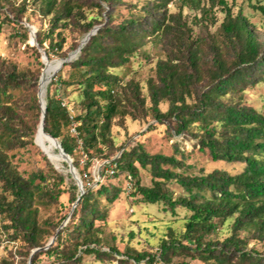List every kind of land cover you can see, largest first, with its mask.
Here are the masks:
<instances>
[{"label":"trees","instance_id":"trees-1","mask_svg":"<svg viewBox=\"0 0 264 264\" xmlns=\"http://www.w3.org/2000/svg\"><path fill=\"white\" fill-rule=\"evenodd\" d=\"M1 1L16 7L14 18L7 15L2 22L28 20L29 9L46 19V27L35 32V43L49 58L67 56L68 29L77 28L83 38L98 25L77 56L48 82L43 130L60 141L83 182L89 177L83 169L95 160L107 162L99 170L104 182L97 181L95 188L84 185L65 224L67 214L41 217V209L59 204L65 182L72 202L79 192L71 175L56 170L45 156L47 171L24 176L14 165L15 152L34 144L41 115L38 77L0 59V233L14 243L0 264H27L35 248L41 249L29 264L40 256L46 264H84V255L111 260L119 251L103 239L96 222L106 220L119 197L120 179L109 180L120 177L132 183L130 195L138 194L142 202L186 212L179 227H168L156 251L123 252L128 259L171 264L175 256H184L200 264H264V107L256 108L249 98L264 85V43L242 8L233 11L240 5L228 0H0V6ZM215 4L223 12L216 31L208 38L193 35L183 9L203 23ZM252 7L264 16V5ZM19 27L25 42L28 31ZM151 40H160L163 49L144 95L139 81L124 80L119 72L135 57L150 62L144 47ZM51 86L67 97L65 104L50 93ZM162 102L168 105L165 111L159 109ZM128 118L153 119L193 139L197 151L210 161L230 164L231 170L195 168L196 163L186 162L190 152L174 145L170 154L149 153L141 143L123 148L112 128H124ZM79 153L85 156L82 167ZM138 166L150 172V185L141 184ZM171 180L181 188L176 197L165 188Z\"/></svg>","mask_w":264,"mask_h":264},{"label":"rangeland","instance_id":"rangeland-1","mask_svg":"<svg viewBox=\"0 0 264 264\" xmlns=\"http://www.w3.org/2000/svg\"><path fill=\"white\" fill-rule=\"evenodd\" d=\"M234 1L236 5L233 11H237L239 7L242 8V12L247 16L248 21L251 25L255 26V32L258 39L264 43V16L260 11L255 10L252 5L262 4L264 5V0H228L231 4ZM18 4L20 0H12ZM0 6V23L2 26L0 28V59H5L6 61H11L17 65L19 69H28L31 74L35 75L37 78V85L35 86V92L37 94L39 89V78L47 73V80L49 77L50 70L54 63L45 62V67L43 60L41 58L44 50L39 48L35 43V32L42 27L45 28L47 25L46 19L41 17L37 12L27 11L28 20L23 17L19 24L26 27L28 31L27 41H22L20 38V32L22 30L19 24H13L10 22H2L6 19L8 15L9 18H14L15 8H12L10 3L7 1H1ZM178 6V3H175ZM170 10L175 11L176 8L174 4H169ZM221 5L215 4L212 8L210 14L203 20V23H199L197 19L194 18V12L184 8L182 11V16L184 20L189 22L190 27L193 29V35H199L203 38L210 37L218 28L223 18V12H221ZM212 16L215 21H213ZM98 26V25H96ZM31 31L34 34V42L31 41L30 35ZM66 35V45L65 51L69 53L73 51L72 47L79 43L82 36L78 32L77 28H70L65 32ZM34 45V48L31 46ZM46 46V44H44ZM150 54V58L147 62L146 59L141 57H135L131 60V64L123 69H120L119 74L125 75L124 80L134 79L139 81L143 87V94L147 95L146 90V80L153 74V65L156 59L160 56L163 46L160 40H151L144 47ZM58 56H52L47 59L49 61L58 59ZM59 71V70H58ZM67 67L63 69V75L66 76ZM57 73V72H56ZM55 73V75H56ZM41 77V80H42ZM53 78V77H52ZM47 84V81H46ZM44 86V89L46 87ZM41 88V81H40ZM54 86L50 87V93H53L57 98H63V104L66 103L67 97H65L61 92H54ZM42 90V88H41ZM40 90V93H41ZM254 93L249 96L252 105L256 108L261 109L264 107V85L259 86L257 89L252 90ZM42 94V93H41ZM14 95H18V91L14 92ZM147 103L149 104V99L147 97ZM69 110L71 114L76 112L75 105L69 104ZM168 108L167 103L162 102L159 104V109L165 111ZM38 132V131H37ZM173 132V133H172ZM43 140L50 142L53 147L51 140L43 133ZM112 136L117 144H121L123 148L131 147L138 143H141L145 150L149 153H164L170 154L173 149V145L181 147L182 149L190 152L187 163H196L195 168L202 166L205 171H209L213 168H225L231 170V165L226 164L222 161L215 162L210 161L205 153L197 151V147L194 144V140L190 139L183 134L176 135L174 131L166 128L163 125L157 124L153 119H143L132 121L131 119H126L125 127H113ZM176 141V142H175ZM119 151L115 154L118 155ZM49 156L48 152L36 141L34 144H28L24 148H20L15 152L13 163L24 176H28L31 171L43 170L47 171L46 162L44 156L47 158ZM77 158L80 160V167H82L85 156L78 154ZM49 159L51 160L50 156ZM48 160V159H47ZM48 160L53 167L59 172L66 174L67 166L63 165L62 161H59L56 165ZM73 160V158H72ZM107 160H95L92 165L87 169H83L82 172L88 173L89 177L85 178L83 182L81 176L79 177L82 181V185L89 186L90 188H95L97 181L104 182L100 177V168L103 163ZM139 168L140 182L143 185L151 184V174L147 169ZM120 179V183H119ZM111 183H119V188L121 189L119 197L109 206V212L106 220L104 222H96V225H100L102 228L101 235L109 244H113L117 249L119 254H112L111 260H95L92 255H84L82 262L84 264H144L143 261L135 263L132 259H128L122 253L125 251L142 252L157 250L158 244L162 237H166V232L169 226L179 227L183 219L182 216L186 214L181 208H176L171 211L166 209V206L160 202L154 204H148L141 201L140 196L130 195L132 189H129L127 182L124 181L122 177L118 179H110ZM51 184V181L49 183ZM63 193L59 196V204H53L48 209H41V217L45 218L52 216L59 219L62 215L67 214L71 211V207L74 202L71 200V191L69 185L65 182L60 186ZM165 188L176 197L181 194V188L174 182L169 181L165 184ZM66 218V219H67ZM180 218V219H179ZM64 222V221H63ZM62 222V224H63ZM225 234H222V237ZM13 241L8 239V236L0 233V261L5 257L11 247L13 246ZM252 246V243L250 244ZM104 250H107L106 246H103ZM47 258L45 256H40L35 264H46ZM181 261H189L190 264H200L199 261L190 259L184 256H175L172 259L171 264H180Z\"/></svg>","mask_w":264,"mask_h":264},{"label":"water","instance_id":"water-1","mask_svg":"<svg viewBox=\"0 0 264 264\" xmlns=\"http://www.w3.org/2000/svg\"><path fill=\"white\" fill-rule=\"evenodd\" d=\"M96 30H97V26H94L90 31H88L84 35V37L80 40V43L76 47V49H74L73 51L69 52L66 57L58 58V59H54V60L49 61L47 59V55L43 52L41 58L43 60L44 67H45V62L44 61H46V60L48 62L54 63L52 72H51V74L49 76V81L52 79V77L55 75V73L65 63L70 62L72 59H74L77 56V54L80 51L81 46L90 38L91 35H93L96 32ZM30 39H31L32 42H34V34H33V31H31ZM43 70H42V73H43ZM42 73H41V76L39 78V89H38V92H37V98H38V102H39V105H40V108H41L40 122L38 124L37 131H38V129L42 130V132L51 140V142L53 143V146H54L56 155L59 157L60 161H62L63 163L66 164L68 173L71 175V177L73 178V180L75 181V183L77 185V189H78L79 195L77 196V198H76L73 206L71 207V211H72L74 209V207L76 206V204L78 203V201L80 199V196L85 192V190L83 188L82 181H81V179L79 177V174H78L77 170L75 169V167L72 164V158L64 151V149L61 146L60 141L57 138L51 136L49 133H46L43 130V118H44V111H45V108L46 107H45V100H44L45 93L43 95L40 93V81H41ZM45 92H46V88H45ZM37 131H36V133H37ZM35 137H36V134H35ZM34 142H35V138H34ZM47 158L49 159V156H47ZM71 211H70L69 215L71 214ZM67 219L64 220L63 224L66 223ZM54 238H55V236H53L42 249H47L52 244ZM40 249L41 248H35V249H33L30 252L29 257H28V261H27L28 263L27 264L30 263V259H31V256L33 255V253L39 251Z\"/></svg>","mask_w":264,"mask_h":264},{"label":"bare ground","instance_id":"bare-ground-1","mask_svg":"<svg viewBox=\"0 0 264 264\" xmlns=\"http://www.w3.org/2000/svg\"><path fill=\"white\" fill-rule=\"evenodd\" d=\"M52 69H53V66H52V68H51V70H50L49 76H50V74H51V72H52ZM47 73H48V71L46 72V74L44 75V77H42V80H41V88H42V90H41V88H40V90H41L42 95H43L44 92H45L44 86H45V84H46V81H47V84H48V82H49V77H48V80H47ZM42 74H43V73H42ZM47 84H46V86H47ZM45 88H46V87H45ZM41 132H42V130L38 129V132L36 133L35 141H36L37 143H39V144L45 149V151L48 152L50 158L53 160V162H55V165H56V164L60 161V159H59V157L56 155V152H55L54 146L52 147L49 141H47V140H45V139L43 140V137L41 136V135H42ZM49 160H50V159H49Z\"/></svg>","mask_w":264,"mask_h":264},{"label":"built area","instance_id":"built-area-1","mask_svg":"<svg viewBox=\"0 0 264 264\" xmlns=\"http://www.w3.org/2000/svg\"><path fill=\"white\" fill-rule=\"evenodd\" d=\"M71 131H72L73 133H75V130H74V123L72 124ZM111 172H112V171H110V173H111ZM127 185L129 186V189H130V188L132 189V183H131L130 181H127Z\"/></svg>","mask_w":264,"mask_h":264}]
</instances>
